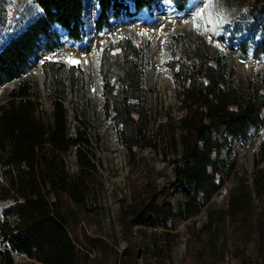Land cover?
Masks as SVG:
<instances>
[{"label": "trees", "instance_id": "16d2710c", "mask_svg": "<svg viewBox=\"0 0 264 264\" xmlns=\"http://www.w3.org/2000/svg\"><path fill=\"white\" fill-rule=\"evenodd\" d=\"M166 1L183 12L190 0ZM164 4L165 0H32L14 16L0 9V86L19 80L0 105V202L9 203L0 214V264H17L15 254L34 264H105L89 252L96 238L79 229L93 210L87 200L103 188L89 131L76 124L75 134L70 133V95L76 117L88 120L80 108L85 98L83 72L78 75L72 66L68 82L64 65L42 63L53 106L50 118L43 115L39 88L23 77L35 66L39 50L54 52L64 41H84L90 6L96 7L94 29L100 33L145 12L155 16ZM247 10L243 18L222 22L219 39L264 61V0ZM166 54L174 108L162 114L159 133H152L148 51L131 34H122L104 46L98 62L104 112L119 144L131 155L137 147L163 154L173 164L170 182L185 198L176 206L166 198V182L158 183L150 175L139 179L130 196L121 200L127 248L141 249L150 235L159 234L158 228H168L170 219L199 214L233 176L229 208L208 207V221L198 233L188 232L184 264H264V167L250 180L236 165L237 148L264 125V73L238 81L224 50L211 54L203 40L193 41L183 32L171 35ZM74 148L77 168L70 171L65 156ZM168 148L174 155L169 159ZM249 181L261 203L259 232L253 223L255 197ZM221 226L226 228V254L219 250ZM101 241L114 251L113 264H120V252Z\"/></svg>", "mask_w": 264, "mask_h": 264}, {"label": "rangeland", "instance_id": "374dc122", "mask_svg": "<svg viewBox=\"0 0 264 264\" xmlns=\"http://www.w3.org/2000/svg\"><path fill=\"white\" fill-rule=\"evenodd\" d=\"M32 0H0V9L7 8L12 16L25 4ZM256 0H190L183 12L174 11L165 0L162 10L155 16L145 12L131 18L113 29L97 33L94 29V19L97 15L95 6H90L87 13L88 33L81 44H72L64 41L63 45L54 52L39 50L36 63L23 77L31 80L40 90L41 108L45 118H50L53 109L52 101L45 91V75L42 63L46 60L56 61L64 65L62 73L71 81V67L81 71L84 75L85 98L80 108L85 109L88 120L77 118L73 109V98L70 95L67 105L70 109V133L75 134V125H84L92 138L90 149L95 153L98 162L100 178L103 188L97 197H89L87 205L93 209L85 218L79 229L86 230L96 238L89 246L92 256L96 255L105 264H113L114 251L104 245L105 240L120 252V264H184L188 232L198 233L200 228L208 221L209 209L217 210L229 208L231 199V186L234 184L233 176L212 197L209 204L199 214L188 219H170L167 227L158 228L157 235H150L147 244L138 250L127 248L120 224L121 200L128 198L133 186L144 176H154L158 183H165L168 188L166 198L176 206L185 200L180 189L174 187L170 179L173 175V164L158 156L147 148L137 147L135 154L131 155L118 142L113 122L109 121L104 112L103 90L98 75V62L102 49L112 39L122 34H131L139 46L148 51V94L149 104L153 114L152 133H159L158 123L165 119L163 113L174 108L172 74L166 65V43L174 33L183 32L193 41L203 40L211 54L218 49L224 50L229 62L236 68L238 81L247 80L259 72L264 73V61L253 59L251 55H244L243 50L236 43L226 44L219 39L224 27L222 22L229 19H239L249 14L247 10ZM243 16V17H242ZM229 32V31H227ZM19 80L7 82L0 86V105L8 97L9 91L18 84ZM71 87V86H69ZM264 125L254 135L253 139L244 146L237 148L236 165L251 180L254 175L261 174L264 167ZM166 149L167 145L164 144ZM168 159L174 157L171 150ZM70 171L76 170V148L65 156ZM258 161V162H257ZM251 184V181H249ZM253 185L251 184V189ZM253 197V223L256 232H259V218L261 203L258 191L252 189ZM8 202H0L1 209ZM226 228L219 230V250L226 254L228 241L225 235ZM165 233V235L163 234ZM0 247L2 244L0 243ZM227 259V258H226ZM17 264H34L33 260L15 254Z\"/></svg>", "mask_w": 264, "mask_h": 264}]
</instances>
